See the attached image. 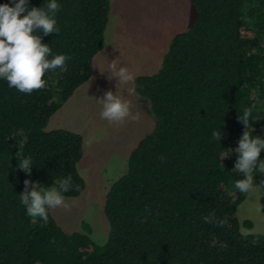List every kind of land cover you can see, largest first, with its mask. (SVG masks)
Listing matches in <instances>:
<instances>
[{"label": "trees", "instance_id": "trees-1", "mask_svg": "<svg viewBox=\"0 0 264 264\" xmlns=\"http://www.w3.org/2000/svg\"><path fill=\"white\" fill-rule=\"evenodd\" d=\"M191 1L195 17L173 36L158 70L133 79L155 126L107 190L106 243L91 238L86 221L68 232L49 209L47 224L28 216L20 194L25 180L48 190L71 176L70 190L61 193L66 197L85 187L77 168L82 135L45 126L91 77L109 0H57L59 33L33 34L50 47L47 59H70L45 72L43 89L21 93L0 78V264H264V232L241 235L253 223L237 217L248 193L235 188L244 176L234 170L245 131L237 117L245 109L251 111L247 131L264 139V0ZM27 2L31 9L49 0ZM26 158L31 175L17 167ZM252 175L264 192V173L256 168ZM210 214L213 222L205 223Z\"/></svg>", "mask_w": 264, "mask_h": 264}, {"label": "rangeland", "instance_id": "rangeland-1", "mask_svg": "<svg viewBox=\"0 0 264 264\" xmlns=\"http://www.w3.org/2000/svg\"><path fill=\"white\" fill-rule=\"evenodd\" d=\"M109 2L104 46L93 58L91 77L73 91L45 126V130L65 128L82 135L83 155L77 168L85 187L76 197L63 196L68 208L49 210L68 232L80 230L82 221L89 223L96 243L106 241L108 235L104 214L108 188L126 171L128 155L138 140L155 126L148 100L136 93L133 80L121 85L111 78L109 64L116 60L133 77L156 72L173 36L187 29L195 17L191 0ZM108 91L130 104V115L122 122L100 118L102 106L96 99ZM236 214L240 222L252 221L253 227L247 230L264 232V192L254 180L253 190L238 205Z\"/></svg>", "mask_w": 264, "mask_h": 264}, {"label": "clouds", "instance_id": "clouds-1", "mask_svg": "<svg viewBox=\"0 0 264 264\" xmlns=\"http://www.w3.org/2000/svg\"><path fill=\"white\" fill-rule=\"evenodd\" d=\"M13 4L14 6L0 5V78L5 79L10 88L31 94L34 90L45 87L43 77L46 71L63 69L66 66V60L70 59L65 55H55L52 59H47L51 55L50 47L41 42L39 35L33 34L34 32H42L44 35L59 33L60 29L56 26L54 17L60 5L57 0H49L40 8L32 7L31 9L27 0H18V2L13 0ZM109 72L111 78H117L118 84L121 85H126L134 79L133 74L126 67L118 66L116 60L110 62ZM96 101L102 106L100 118L109 123L122 122L130 115L129 102L111 91L105 92L104 96ZM250 115V109H245L243 115L237 117L244 125L245 131L235 149L238 159L235 161L234 170L242 173L244 178L235 182V188L244 194L253 190V169L258 168L264 173V161L259 160L260 153L264 149V139L251 136L247 131ZM212 137L220 141L222 135L218 131H213ZM17 167L31 175L30 159L26 158L18 162ZM71 179V176H68L66 179L58 180L56 186L48 190L43 188L37 190L38 184L25 180L20 202L25 206L26 214L33 218L39 217L47 224L48 209L68 208L61 193L70 190ZM203 219L205 223H211L214 220V214ZM240 231L245 237L252 234L243 227ZM97 243L103 244L106 241H97ZM221 247L224 248L226 245Z\"/></svg>", "mask_w": 264, "mask_h": 264}]
</instances>
